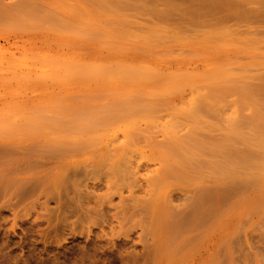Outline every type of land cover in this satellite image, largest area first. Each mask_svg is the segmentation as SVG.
<instances>
[{
	"label": "rangeland",
	"instance_id": "obj_1",
	"mask_svg": "<svg viewBox=\"0 0 264 264\" xmlns=\"http://www.w3.org/2000/svg\"><path fill=\"white\" fill-rule=\"evenodd\" d=\"M200 1L0 0V264H264V0Z\"/></svg>",
	"mask_w": 264,
	"mask_h": 264
},
{
	"label": "bare ground",
	"instance_id": "obj_2",
	"mask_svg": "<svg viewBox=\"0 0 264 264\" xmlns=\"http://www.w3.org/2000/svg\"><path fill=\"white\" fill-rule=\"evenodd\" d=\"M197 1H199V0H197ZM204 1H206V2H205V3H204L203 1H202V2H203L204 4H207L206 6L209 7L208 4H209V3L211 4V2H209L210 0L208 1L209 3H207V0H204ZM213 1H214V0H213ZM215 1H216V0H215ZM215 1H214V2H215ZM219 1H220V0H219ZM256 1H258V0H256ZM260 1H261V0H260ZM200 2H201V1H200ZM202 2H201V4H202ZM214 2H213V3H214ZM224 2H226V1L224 0ZM224 2H223V5H224ZM227 2H228V0H227ZM229 2H230V1H229ZM262 2H263V1H262ZM196 3H199V2H196ZM217 3H218V2H217ZM230 3H231V2H230ZM247 3H248V1H247ZM227 4H228V3H227ZM192 5H194V4H192ZM196 5H197V4H196ZM198 5H200V4H198ZM221 5H222V4H221ZM194 6H195V5H194ZM204 6H205V5H204ZM254 6H255V5H253V7H254ZM261 6H262V5H261ZM196 7H197V6H196ZM196 7H194V8H196ZM201 7H202V6H201ZM251 7H252V6H251ZM257 7H258V6H257V4H256V8H257ZM199 8H200V7H199ZM199 8H198V9H199ZM204 8H206V7H204ZM211 8H212V7H210L209 9H211ZM243 8H244V7H243ZM213 9H214V8H213ZM240 9H241V8H240ZM240 9H239V10H240ZM251 9H252V8H251ZM254 9H255V8H254ZM263 9H264V8H263ZM263 9H262V10H263ZM193 10H194V9H193ZM206 10H207V9H206ZM239 10H238V11H239ZM252 10H253V9H252ZM255 10H256V9H255ZM190 11L192 12V9H190ZM209 11H211V10H209ZM243 11H244V10H243ZM193 12H194V11H193ZM207 12H208V11H207ZM213 12H214V11H213ZM241 12H242V11H241ZM257 12H258V11H257ZM263 12H264V11H263ZM208 13H209V12H208ZM236 13H237V11H236ZM238 13H239V12H238ZM244 13H245V12H244ZM258 13H259V12H258ZM259 14H261V13H259ZM262 14H264V13H262ZM256 15H257V13H256ZM234 16H235V13H234ZM243 16H244V14H243ZM235 17H236V16H235ZM232 18H233V17H232ZM241 18H242V17H241ZM256 18H257V16H256ZM259 19H260V18H258V20H259ZM23 60H24V58H23ZM32 61H33V60H32ZM20 64H21V63H20ZM22 64H23V63H22ZM23 65H24V64H23ZM23 65H22V66H23ZM24 66H27V65H24ZM27 67H29V66H27ZM39 67H40V66H39ZM42 67H43V66H42ZM29 68H31V66H30ZM40 68H41V67H40ZM41 69H42V68H41ZM41 69H40V70H41ZM46 69H48V68H46ZM43 70H45V69L43 68ZM45 71H46V70H45ZM44 74H45V73H44ZM46 74H47V73H46ZM47 75H48V74H47ZM42 77H43V75H42ZM22 78H23V77H22ZM46 78H47V77H46ZM43 79H44V78H43ZM262 130H263V129H262ZM115 133H116V132H115ZM260 135H261V134H260ZM256 136H257V135H256ZM115 137H116V135H115ZM239 137H240V136H239ZM233 140H234V139H233ZM241 140H242V139H241ZM244 140H245V139H244ZM248 140H249V139H248ZM250 140H251V139H250ZM258 141H259V139H258ZM263 141H264V140H263ZM230 142H231V141H230ZM230 142H229V143H230ZM248 142H249V141H248ZM248 142H247V143H248ZM260 142H261V139H260ZM260 142H259V143H260ZM229 143H228V144H229ZM232 143H234V142H232ZM263 143H264V142H263ZM226 144H227V143H226ZM229 145H230V144H229ZM257 145H258V143H257ZM234 147H235V146H234ZM237 147H239V146H237ZM260 147H263V145L261 146V144H260ZM223 148H224V147H223ZM227 148H229V147H227ZM257 148H258V147H257ZM236 149H237V148H236ZM223 150H224V149H222V151H223ZM230 150H231V149H230ZM258 150H259V149H258ZM261 150H262V149H261ZM240 151H241V150H240ZM250 151H251V150H250ZM262 151H264V147H263V150H262ZM218 152H219V150H218ZM220 152H221V151H220ZM220 152H219V153H220ZM224 152H225V151H224ZM229 152H230V151H228V153H229ZM231 152H232V151H231ZM237 152H238V151H237ZM221 153H223V152H221ZM263 153H264V152H263ZM225 155H226V154H225ZM230 155H231V154H230ZM238 155H239V154H238ZM241 155H242V154H241ZM241 155H239V156L241 157ZM246 155H247V154H246ZM257 155H258V154H257ZM235 156H236V155H234L233 158H234ZM239 156H238V157H239ZM250 156H251V155H250ZM236 157H237V156H236ZM238 157H237V159H238ZM252 157H253V156H252ZM263 157H264V155H263ZM243 158H244V157H243ZM226 160H227V158H226ZM232 160H233V159H232ZM232 160H231V161H232ZM253 160H254V159H253ZM227 161H228V160H227ZM256 161H259V160H256ZM235 162H236V160H235ZM241 163H242V162H241ZM254 163H256V162H254ZM262 163H263V162H262ZM229 164H230V163H229ZM250 166H251V165H250ZM259 166H261V165H259ZM219 167H220V166H219ZM252 167H253V166H252ZM263 167H264V165H263ZM258 169H259V168H258ZM258 169H257L258 172L261 171V169H259V170H258ZM238 170H239V169H238ZM254 170H255V168H252L250 172H252V171H254ZM257 171H256V172H257ZM254 172H255V171H254ZM237 173H238V172H237ZM261 173H262V172H261ZM261 173H259V174H261ZM263 173H264V172H263ZM233 174H234V173H233ZM247 174H248V173H247ZM247 174H246V175H247ZM250 174H251V176H252V173H250ZM250 174H249L248 178L250 177ZM254 174L256 175V173H254ZM257 174H258V173H257ZM236 175H237V174H236ZM246 175H245V176H246ZM238 176H239V175H238ZM253 177H254V176H253ZM253 177H252V178H253ZM233 178H234V177H233ZM241 178H242V177H241ZM248 178H247V179H248ZM245 179H246V178H245ZM258 179H259V178H258ZM248 180H249V179H248ZM217 181H218V180H217ZM243 181H244V180H243ZM237 182H238V181H237ZM246 182H247V180H246ZM260 182H261V181H260ZM219 183H220V185L222 184V182H220V181H219ZM223 183H225V182H223ZM227 183H228V181H227ZM227 183H226V185L228 186ZM230 183H231V182H229V185H231ZM239 183H240V182H239ZM239 183H238V184H239ZM256 183H257V182H256ZM256 183H255V184H256ZM258 184H259V183H258ZM258 184H256V185H258ZM214 186H216V185H214ZM214 186H213V187H214ZM244 186H245V185H244ZM230 187H231V186H230ZM232 187H233V186H232ZM242 187H243V186H242ZM251 187H253V186H251ZM219 188H220V187H219ZM234 188H235V187H234ZM234 188H232V189H234ZM217 189H218V188H217ZM236 189H237V188H236ZM244 189H245V188H244ZM254 189H255V188H254ZM257 189H258V188H257ZM237 190H238V189H237ZM234 191H235V190H234ZM210 192H211V191H210ZM223 192H225V190H224ZM232 193H235V192H232ZM207 194H208V193H207ZM220 194H221V193H220ZM210 195H211V194H210ZM231 195H232V194H231ZM203 197H204V193H203ZM227 197H228V196H227ZM248 197H249V195H248ZM207 198H209V197H207ZM213 198H216V197H214V195H213ZM222 198H223V197H222ZM217 199H218V198H217ZM226 199H227V198H226ZM240 199H241V198H240ZM212 200H213V199H212ZM222 200H223V199H222ZM222 200H219V201H222ZM210 201H211V200H210ZM239 201H240V200H239ZM204 202H205V201H204ZM204 202H203V203H204ZM212 203H215V201H212ZM221 203H222V202H221ZM225 203H226V202H225ZM236 203H237V202H236ZM238 203H239V202H238ZM205 204H206V203H205ZM210 204H211V203H210ZM222 205H223V204H222ZM222 205H221V206H222ZM207 206H208V205H207ZM211 207H212V206H211ZM211 207H210V208H211ZM216 207H217V206H216ZM200 208H201V207H200ZM215 209H216V208H215ZM195 210H196V209H195ZM199 210H200V209H199ZM206 211H207V210H206ZM206 211H205V212H206ZM208 211H209V209H208ZM199 212H200V211H199ZM201 212H202V211H201ZM201 212H200V213H201ZM211 213H212V212H211ZM203 214H204V216H205L206 213L203 212ZM211 215H212V214H211ZM214 215H216V214H214ZM194 216H196V218H197V217H199L200 215H198V213H197V214H194ZM201 216H202V217L200 218L201 220H199V218H198V220H199L200 222L205 218V217H203V215H201ZM202 218H203V219H202ZM203 221H204V220H203ZM200 222H197V223H200ZM177 224H178V223H177ZM166 227H167V226H166ZM176 232H178V231H176Z\"/></svg>",
	"mask_w": 264,
	"mask_h": 264
}]
</instances>
